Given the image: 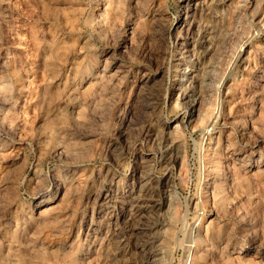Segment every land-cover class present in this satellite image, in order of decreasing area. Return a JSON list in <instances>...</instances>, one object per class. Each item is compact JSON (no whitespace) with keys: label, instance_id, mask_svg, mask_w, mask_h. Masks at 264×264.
Wrapping results in <instances>:
<instances>
[{"label":"rangeland","instance_id":"obj_1","mask_svg":"<svg viewBox=\"0 0 264 264\" xmlns=\"http://www.w3.org/2000/svg\"><path fill=\"white\" fill-rule=\"evenodd\" d=\"M224 1L0 0V264H264V0Z\"/></svg>","mask_w":264,"mask_h":264},{"label":"bare ground","instance_id":"obj_2","mask_svg":"<svg viewBox=\"0 0 264 264\" xmlns=\"http://www.w3.org/2000/svg\"><path fill=\"white\" fill-rule=\"evenodd\" d=\"M228 1L229 0H225L224 2H226V4L228 3ZM218 5V4H217ZM216 10H219V9H216ZM264 10V9H263ZM219 12V11H218ZM223 14V13H222ZM218 16H219V14H217ZM187 17V16H186ZM220 17H221V15H220ZM222 18V17H221ZM220 19V18H219ZM256 20H258V24H260L261 25V28L262 29H264V12H262V13H260V14H258L257 16H256ZM181 22V21H180ZM215 34V33H214ZM216 35H217V32H216ZM246 38V39H245ZM242 41H241V43H240V46H239V48H238V50H237V54L238 55H243L244 53H247V51L249 50L248 48H249V40L247 39V37H245ZM210 45V44H209ZM214 45V44H213ZM210 47H211V45H210ZM217 47V46H216ZM208 48V47H207ZM210 49V48H209ZM214 49V48H213ZM249 52V51H248ZM250 56V55H249ZM248 56V57H249ZM248 57H245V58H248ZM236 58V57H235ZM240 58V57H239ZM250 58V57H249ZM188 62V61H187ZM196 67V66H195ZM235 67V66H234ZM234 70V69H233ZM229 81H231V80H229ZM227 83V80H223L222 81V85H221V87L220 88H224V86H225V84ZM228 84V83H227ZM229 88V87H228ZM221 90V89H220ZM225 90V89H224ZM227 90V89H226ZM223 91V90H222ZM226 92V91H225ZM224 95H226V94H224ZM223 97V96H222ZM237 101V100H236ZM208 112V111H207ZM202 116H203V114H202ZM217 115H215L214 113H207V115H204L203 117H200L201 118V121H200V123L201 124H204V126H210V125H212L213 123H214V121L215 120H217V117H216ZM220 119V118H219ZM218 119V120H219ZM200 123H198V124H200ZM217 123V122H216ZM213 127V126H212ZM211 127V128H212ZM209 128V127H208ZM205 130H207L206 128H205ZM212 132V131H211ZM206 134H207V131H206ZM210 134H208V136H209ZM212 135V134H211ZM213 140V139H212ZM211 143L209 142L208 143V145H210ZM212 145V144H211ZM176 146V145H175ZM173 149V151L175 150V148H173V147H171L170 148V150H172ZM180 149V148H179ZM177 152H175L176 154H178V150H176ZM170 152V151H169ZM181 153V152H180ZM170 155V154H169ZM170 157V156H169ZM181 157V156H180ZM179 157V158H180ZM182 157H184V156H182ZM172 158V157H171ZM185 159V158H184ZM182 161H183V158L181 159ZM168 197H173V199L175 198V194H174V192H172V191H169L168 192ZM143 196V195H142ZM169 199V198H168ZM171 200V199H170ZM142 201H143V199H138V200H136V201H133V203L131 204L132 205V207L134 208V209H137V210H140V211H142V212H144V205L142 204ZM174 201V200H173ZM171 204V203H170ZM161 206V205H160ZM160 206H157L156 204H155V201H153V200H150L149 201V204L147 205V207H146V211H148V212H154V210H155V212L156 213H158V212H160L161 210H162V208L160 207ZM149 233V232H148ZM157 255V254H156ZM20 260V259H19ZM23 261V260H22ZM155 261H157V260H155ZM21 262V261H20ZM161 262V261H160ZM160 262H158V263H160ZM154 264H156V263H154Z\"/></svg>","mask_w":264,"mask_h":264}]
</instances>
